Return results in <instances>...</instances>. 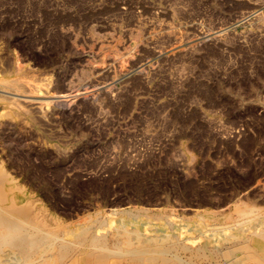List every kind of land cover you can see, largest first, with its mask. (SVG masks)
I'll list each match as a JSON object with an SVG mask.
<instances>
[{
	"label": "rangeland",
	"instance_id": "rangeland-1",
	"mask_svg": "<svg viewBox=\"0 0 264 264\" xmlns=\"http://www.w3.org/2000/svg\"><path fill=\"white\" fill-rule=\"evenodd\" d=\"M4 188L98 264H264V0H0Z\"/></svg>",
	"mask_w": 264,
	"mask_h": 264
},
{
	"label": "bare ground",
	"instance_id": "bare-ground-1",
	"mask_svg": "<svg viewBox=\"0 0 264 264\" xmlns=\"http://www.w3.org/2000/svg\"><path fill=\"white\" fill-rule=\"evenodd\" d=\"M7 82L8 81H6V83ZM9 84L11 83L9 82ZM10 180L11 179L4 175V182L7 181L11 184ZM22 197L25 200L23 204L18 202L22 200ZM29 203L30 201L26 197V193L22 192L20 189L16 191L14 188H4V190L0 191V263L6 264L8 258H15L17 260L16 264H98L94 259L95 257L103 259L106 258L108 253L115 252L117 243L112 247L95 244L97 238L92 231V229L95 230V228L91 226H84L83 228L78 227L80 231L76 232V229H67L60 224H56L55 227H52L45 220L41 210L33 208ZM234 209L236 215H225L226 218L232 219L237 225V231L232 234L234 235L232 237L241 236L246 232L247 229L241 226V220H251L256 216H261L264 220V211L259 208L235 205ZM205 215L210 219L214 217V214L210 212H207ZM253 226L254 225H251L250 227L253 228ZM121 227L117 235L122 236L123 242L127 245L130 246L133 244V238L141 237L140 229L132 231L134 236H131L132 234H130V231L124 228L123 225ZM20 228L25 229L22 235L17 237L16 234ZM254 229L255 230L251 234L252 236L264 238V228H262L261 231H257L256 227H254ZM69 234L74 235L76 242L80 245L79 249L74 250L73 247L70 246L72 243L74 244V242L69 240V237L67 238ZM170 235L169 233L168 236ZM224 237L226 239L232 238L231 234L228 235V232ZM135 240L137 239L135 238ZM223 240L225 239L223 238ZM63 242H68V244H63ZM142 244V254L144 255L164 254L163 249L160 248L157 242L146 244V240H144ZM131 251L130 249H128V251L126 250L128 256H130V254L133 255ZM121 252L122 251H120V253ZM133 259L134 260L119 259L117 261L105 260L102 264H123L124 262H134V264H138L142 262V260H137L135 257H133ZM8 264H10V262ZM162 264H167V261L165 260Z\"/></svg>",
	"mask_w": 264,
	"mask_h": 264
}]
</instances>
